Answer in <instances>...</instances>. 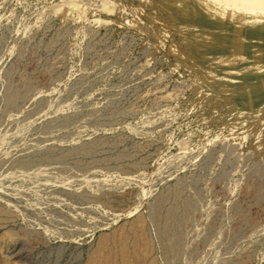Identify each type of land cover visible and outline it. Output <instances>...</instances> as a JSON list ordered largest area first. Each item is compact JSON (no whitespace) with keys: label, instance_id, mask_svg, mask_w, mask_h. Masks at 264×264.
Masks as SVG:
<instances>
[{"label":"rangeland","instance_id":"374dc122","mask_svg":"<svg viewBox=\"0 0 264 264\" xmlns=\"http://www.w3.org/2000/svg\"><path fill=\"white\" fill-rule=\"evenodd\" d=\"M65 1L0 0V264L183 203L181 264H264V0Z\"/></svg>","mask_w":264,"mask_h":264},{"label":"bare ground","instance_id":"6f19581e","mask_svg":"<svg viewBox=\"0 0 264 264\" xmlns=\"http://www.w3.org/2000/svg\"><path fill=\"white\" fill-rule=\"evenodd\" d=\"M99 6L102 10H106V11L113 10V7H110L107 4H101ZM56 12L63 14L66 18L80 19L85 14V8L83 7V5L78 4L76 0H68L65 1V3L59 5L56 9ZM134 13L137 14L139 12L134 11ZM226 45L228 44L224 42L221 44V47L224 48V46ZM8 92L10 93L11 91L8 90ZM229 137L233 138V142L235 146H239L250 142L249 137L247 136L235 137V134L233 132L229 134ZM256 144L253 145L254 149H256L257 147ZM263 163L264 161L262 160L259 162V164H263ZM261 187L264 188L263 185ZM189 205L183 203L181 209L178 210V208L177 209L175 208L174 212L171 213L173 217H171L172 215H170L167 212L166 214L163 215L161 213L162 211L161 208H159V205L154 204V206H152L150 209L151 210L150 215H148L149 213L148 214L146 213L148 216L139 213L136 216H134V218L130 220L128 219V221H125L123 224L113 229L112 231L100 233L97 236L96 240L93 241V244L90 246V248L88 247L89 250H87L83 264H160L159 261L160 256L158 254L159 252L162 254L163 258H167V262H169V264H174V263L181 264L180 260L183 259L184 255L188 254L190 256V253L184 252L186 250H184L183 248L185 242L183 236L186 232L184 231L185 233L183 234V229L181 228V226H185V224H190L191 222V214H189V211L192 210L191 209L192 207ZM10 215H11L10 212H8L5 209V207H2L0 205L1 227L5 225L7 221L10 220L9 219ZM128 215L129 214H125L119 217L124 218ZM163 218H165L164 220L172 218L173 219L172 225L170 227H168L166 224L163 225V223L160 221ZM152 225H154L155 228L152 229L151 227ZM108 228L109 227H107V231L109 230ZM15 234L16 233H14V231L12 230H6L5 232H3L2 235L6 239H11L12 237L15 236ZM81 254L82 251L80 250L78 256L81 257ZM187 256H185L184 258H186Z\"/></svg>","mask_w":264,"mask_h":264}]
</instances>
